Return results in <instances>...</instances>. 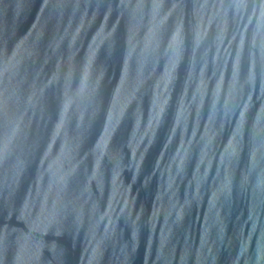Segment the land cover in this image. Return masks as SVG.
I'll list each match as a JSON object with an SVG mask.
<instances>
[{"label": "water", "instance_id": "water-1", "mask_svg": "<svg viewBox=\"0 0 264 264\" xmlns=\"http://www.w3.org/2000/svg\"><path fill=\"white\" fill-rule=\"evenodd\" d=\"M0 264H264V0H0Z\"/></svg>", "mask_w": 264, "mask_h": 264}]
</instances>
